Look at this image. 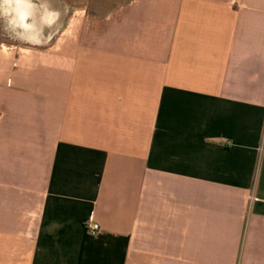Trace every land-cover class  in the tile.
Returning a JSON list of instances; mask_svg holds the SVG:
<instances>
[{"label":"crops","instance_id":"1","mask_svg":"<svg viewBox=\"0 0 264 264\" xmlns=\"http://www.w3.org/2000/svg\"><path fill=\"white\" fill-rule=\"evenodd\" d=\"M0 264H264V0H0Z\"/></svg>","mask_w":264,"mask_h":264},{"label":"built area","instance_id":"2","mask_svg":"<svg viewBox=\"0 0 264 264\" xmlns=\"http://www.w3.org/2000/svg\"><path fill=\"white\" fill-rule=\"evenodd\" d=\"M88 231L91 235L95 236L100 233V226L95 222H90L88 225Z\"/></svg>","mask_w":264,"mask_h":264},{"label":"rangeland","instance_id":"3","mask_svg":"<svg viewBox=\"0 0 264 264\" xmlns=\"http://www.w3.org/2000/svg\"><path fill=\"white\" fill-rule=\"evenodd\" d=\"M62 1L65 3V5H67L68 8H70L71 4L74 3V2H83V3H85L88 0H62ZM69 12H70V9H68V13Z\"/></svg>","mask_w":264,"mask_h":264},{"label":"bare ground","instance_id":"4","mask_svg":"<svg viewBox=\"0 0 264 264\" xmlns=\"http://www.w3.org/2000/svg\"><path fill=\"white\" fill-rule=\"evenodd\" d=\"M32 34V33H31ZM25 35V34H24ZM33 35V34H32ZM28 37V36H27Z\"/></svg>","mask_w":264,"mask_h":264}]
</instances>
